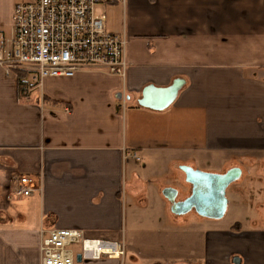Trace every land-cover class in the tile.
<instances>
[{
    "label": "crops",
    "instance_id": "1",
    "mask_svg": "<svg viewBox=\"0 0 264 264\" xmlns=\"http://www.w3.org/2000/svg\"><path fill=\"white\" fill-rule=\"evenodd\" d=\"M24 1L0 0V39ZM102 4L106 28L126 41L124 78L28 74L19 97L16 75L0 64V264H41L52 228L122 247L76 264H264L263 214L262 226L242 228L173 213L162 194H190L180 165L238 167V181L264 176V0ZM175 79L184 84L167 107L138 104L145 87ZM22 176L38 189L13 196Z\"/></svg>",
    "mask_w": 264,
    "mask_h": 264
},
{
    "label": "built area",
    "instance_id": "2",
    "mask_svg": "<svg viewBox=\"0 0 264 264\" xmlns=\"http://www.w3.org/2000/svg\"><path fill=\"white\" fill-rule=\"evenodd\" d=\"M107 0H29L12 11V34L0 39V64L6 74L14 68L29 72L34 81L46 76H72L83 70H101L124 78L127 71L125 38L106 28L104 13L95 6ZM124 2V0H119ZM124 101V99H123ZM122 106L123 102H118ZM137 158L134 152L125 154ZM34 179L22 176L13 196L32 194ZM79 245L75 252L71 246ZM41 264H76L122 254L115 241L85 237L82 230L52 228L43 232L39 245Z\"/></svg>",
    "mask_w": 264,
    "mask_h": 264
},
{
    "label": "water",
    "instance_id": "3",
    "mask_svg": "<svg viewBox=\"0 0 264 264\" xmlns=\"http://www.w3.org/2000/svg\"><path fill=\"white\" fill-rule=\"evenodd\" d=\"M183 84L182 79H175L165 88L147 86L142 90V98L138 104L152 109H163L174 100ZM179 169L184 172L186 181L191 184V191L185 199L176 201L177 190L171 187L164 188L162 194L170 201L171 211L184 214L193 209L202 217L220 219L227 205L226 188L231 182L239 179L240 168L232 167L220 174L199 171L189 165H180ZM80 260L81 255L76 254L75 261Z\"/></svg>",
    "mask_w": 264,
    "mask_h": 264
},
{
    "label": "rangeland",
    "instance_id": "4",
    "mask_svg": "<svg viewBox=\"0 0 264 264\" xmlns=\"http://www.w3.org/2000/svg\"><path fill=\"white\" fill-rule=\"evenodd\" d=\"M103 4H97L95 6L96 13H102L105 11L103 9ZM141 165V162H136ZM205 172H215V167L206 166ZM197 169V168H196ZM171 175V174H170ZM170 175H165L162 178L163 182H172L173 179ZM243 177L241 180H235L231 182L226 191L225 197L228 200L227 210L219 220V223L233 224L235 222H240L242 228L254 227L251 223L253 220L256 221V227L262 226L260 224V218L258 213L264 215V176L256 177ZM177 185V183H174ZM262 202L263 206L260 205ZM190 217H197L194 211L187 212ZM71 248L77 252L79 251V245L73 244ZM123 258V256H122Z\"/></svg>",
    "mask_w": 264,
    "mask_h": 264
},
{
    "label": "trees",
    "instance_id": "5",
    "mask_svg": "<svg viewBox=\"0 0 264 264\" xmlns=\"http://www.w3.org/2000/svg\"><path fill=\"white\" fill-rule=\"evenodd\" d=\"M14 74L16 75L17 84H18V96L22 97L24 93L25 88L28 86V82L26 81V78L29 74L28 71L23 69L14 68L12 69Z\"/></svg>",
    "mask_w": 264,
    "mask_h": 264
}]
</instances>
